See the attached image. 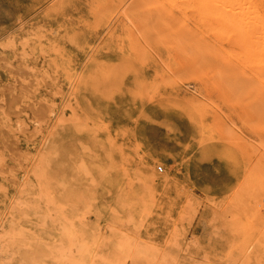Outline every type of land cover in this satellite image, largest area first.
Masks as SVG:
<instances>
[{"label": "rangeland", "instance_id": "374dc122", "mask_svg": "<svg viewBox=\"0 0 264 264\" xmlns=\"http://www.w3.org/2000/svg\"><path fill=\"white\" fill-rule=\"evenodd\" d=\"M240 1L0 0V264H264V0Z\"/></svg>", "mask_w": 264, "mask_h": 264}, {"label": "bare ground", "instance_id": "6f19581e", "mask_svg": "<svg viewBox=\"0 0 264 264\" xmlns=\"http://www.w3.org/2000/svg\"><path fill=\"white\" fill-rule=\"evenodd\" d=\"M88 1H89V0H88ZM110 1H111V0H110ZM150 1H151V0H150ZM153 1H154V0H153ZM169 1H170V0H169ZM201 1H202V0H201ZM241 1H242V0H241ZM241 1H240V3H241ZM216 2H217V1H216ZM218 2H219V0H218ZM220 2H221V1H220ZM220 2H219V4H220ZM237 2H238V0H237ZM86 3H87V2H86ZM125 3H126V2H125ZM128 3H129V2H128ZM130 3H131V2H130ZM151 3H152V2H151ZM197 3H198V2H197ZM230 3H231V2H230ZM232 3H233V0H232ZM120 4H121V3H120ZM144 4H145V3H144ZM198 4H199V3H198ZM225 4H226V3H225ZM241 4H242V3H241ZM249 4H250V3H249ZM125 5H126V4H125ZM134 5H135V4H134ZM201 5H202V4H201ZM235 5H236V4H234V7H237V5H236V6H235ZM242 5H243V4H242ZM242 5H241V6H242ZM246 5H247V4H246ZM246 5H243V6L246 7ZM250 5H251V4H250ZM118 6H119V5H118ZM147 6H150V4L147 5ZM199 6H200V5H199ZM222 6H223V4H222ZM224 6H225V5H224ZM227 6H228V5H227ZM243 6H242V7H243ZM248 6H249V5H248ZM214 7H215V6H214ZM245 7H244L243 10H245ZM134 8H135V7H134ZM136 8H137V7H136ZM204 8L206 9L204 12H207V11H208V10H207L208 8H207V7H204ZM219 8H220V7H219ZM221 8H222V7H221ZM226 8H228V7H226ZM231 8H232L231 10L234 9L233 7H231ZM167 9H168V8H167ZM211 9H212V8H211ZM217 9H218V8H217ZM246 9H250V8L248 7V8H246ZM114 10H115V9H114ZM235 10H236V9H235ZM239 10H242V8L239 9ZM239 10L237 9V11H239ZM95 11H96V10H95ZM104 11H105V10H104ZM106 11H107V10H106ZM109 11H110V10H109ZM109 11H107V12L109 13ZM120 11H123V9H122V10L120 9ZM124 11H125V10H124ZM237 11H236V13H238V15H239V12H237ZM248 11H249V10H248ZM250 11H252V10H250ZM110 12H111V11H110ZM125 12H126V11H125ZM208 12H210V10H209ZM234 12H235V11H234ZM234 12H232V13L234 14ZM245 12H246V10L244 11V13H245ZM253 12H254V10H253ZM244 13H243V15H244ZM248 13H249V12H248ZM96 14H97V13H96ZM111 14H112V12H111ZM240 14H241V13H240ZM249 14H250V15H249ZM249 14H248V15H249L250 17H252V16H251V13H249ZM97 15H98V14H97ZM117 15H118V14H117ZM205 15H206V14H205ZM246 15H247V13H246ZM252 15H253V14H252ZM258 16H259V15H258ZM205 17H206V16H205ZM212 17H213V16H212ZM236 17H237V15H236ZM246 17H247V16H246ZM99 18H100V17H99ZM213 18H214V17H213ZM213 18H212V19H213ZM238 18H239V17H238ZM241 18H243V17L241 16L240 19H241ZM254 18L256 19V16H255ZM243 19H245V15H244V18H243ZM243 19H242V20H243ZM247 19H249V18H247ZM251 19H252V18H251ZM251 19H249V20H251ZM249 20H247V21H249ZM252 20H253V19H252ZM259 20H260V19H259ZM126 21H127V20H126ZM219 21H220V20H218L217 22H219ZM247 21H244V23H243V21H242V22H239V23H240L239 25H242V23L245 24V22H247ZM254 21H255V20H254ZM129 22H130V21H129ZM129 22H128V23H129ZM202 22H203V21H202ZM255 22H257V21H255ZM258 22H259V21H258ZM219 23H220V22H219ZM219 23H218V24H219ZM129 24H130V23H129ZM248 24H249V23H247V27L249 28L250 25H248ZM253 24H255V23H253ZM256 24L259 25V23H256ZM239 25L236 24V26H239ZM260 25H261V24H260ZM114 26H115V25H114ZM165 26H166V25H165ZM218 26H219V25H218ZM228 26H229V25H228ZM236 26H235L234 29H235V30H238V28L236 29ZM243 26H244V25H242V27H243ZM245 26H246V25H245ZM245 26H244V27H245ZM261 26H262V25H261ZM261 26H260V27H261ZM239 27H240V26H239ZM255 27H256V26H255ZM258 27H259V26H258ZM113 28H114V27H113ZM215 28H216V27H215ZM218 28H219V27H218ZM220 28H221V26H220ZM245 28H246V27H245ZM245 28H244V29H245ZM252 28H253V27H251V29H252ZM263 28H264V27H263ZM263 28L261 27L260 30H262ZM107 29H108V28H107ZM166 29H167V28H166ZM255 29H256V28H255ZM255 29H254V33L252 34V36L255 34ZM171 30H172V29H171ZM171 30H170V31H171ZM260 30L258 29V32H259ZM263 30H264V29H263ZM263 30H262V31H263ZM161 31H162V30H161ZM166 31H167V30H166ZM166 31H164V32H166ZM189 31H190V30H189ZM189 31H188V32H189ZM167 32H168V31H167ZM220 32H221V30H220ZM235 32H236V31H235ZM235 32H234V33H235ZM246 32H247V31H245V33H246ZM248 32H249V31H248ZM250 32H251V31H250ZM226 33H227V32H226ZM259 33L261 34L262 32H259ZM235 34H236V33H235ZM239 34H240V33H239ZM249 34H250V33H249ZM257 34H258V33H257ZM260 34H259V36H260ZM139 35H140V34H139ZM139 35H138V36H139ZM154 35H155V34H154ZM196 35H197V34H196ZM237 35H238V33H237ZM237 35H234V36H237ZM241 35H243V34H241ZM250 36H251V35H250ZM252 36H251V37H252ZM263 36H264V35H263ZM263 36L261 35L262 38H264ZM139 37H140V36H139ZM194 37H195V36H194ZM201 37H202V36H201ZM238 37H239V35L237 36V39H238ZM251 37H250V38H251ZM253 37H254L253 40L255 41V40H256L255 35H254ZM261 37H259V39H260V43H258V46H259L261 43L264 42V39L262 40ZM235 38H236V37H235ZM237 39H235V40L237 41ZM251 39H252V38H251ZM251 39H250V41H253V40H251ZM146 40H147V39H146ZM261 40H262V41H261ZM131 41H132V39H131ZM173 41L175 42V40H173ZM232 41H233V38H232ZM232 41H231V42H232ZM153 42H155V41H153ZM153 42H152V44H153ZM158 42H159V41H158ZM258 42H259V41H258ZM156 43H157V42H156ZM252 43H254V42H252ZM256 43H257V41L255 42V44H256ZM165 44H166V43H165ZM169 44H170V43H169ZM169 44H167V45H169ZM178 44H180V42H179ZM182 45H183V44H182ZM194 45H195V44H194ZM230 45L232 46L233 43L230 44ZM251 45H252V46H255L254 44H251ZM262 45H264V44H262ZM262 45H260V46L258 47V49H259ZM128 46H131V45L128 44ZM165 46H166V45H165ZM256 46H257V45H256ZM256 46H255V48H257ZM133 47H134V46H133ZM136 48H137V47H136ZM188 48H189V46H188ZM195 48H196V46H195ZM253 48H254V47H253ZM141 49H142V47H141ZM164 49H165V48H164ZM189 49H190V48H189ZM199 49H200V48H199ZM131 50H133V49H131ZM165 50H166V49H165ZM190 50H191V49H190ZM190 50H189V51L187 50V51L190 52ZM197 50H198V48H197ZM256 50H257V49H256ZM205 51H207V50H204V51H202V52H205ZM232 51H233V50H232ZM234 51H237V50H234ZM234 51H233V52H234ZM234 53H236V52H234ZM244 53H245V52H244ZM218 54H220V53H218ZM218 54H217V55H218ZM215 55H216V51H215ZM217 55H216V56H217ZM244 55H245V54H244ZM221 56H222V55H221ZM252 56H253V54H252ZM252 56H251V57H252ZM225 57H226V56H225ZM220 59H221V58H220ZM232 59H233V60L235 59L234 56H233ZM249 59H250V58H249ZM263 59H264V57H263ZM235 61H236V60H235ZM188 62H189V61H188ZM224 62H225V61H224ZM250 62H251V61H250ZM254 62H255V59H254ZM256 62H257V61H256ZM189 63H190V62H189ZM231 63H232V62H231ZM187 65H188V64H187ZM187 65H186V66H187ZM189 65H190V64H189ZM189 65H188V67H190ZM232 65H233V63H232ZM205 66H207V65H205ZM188 67H187V69H188ZM197 67H198V66H196V68H197ZM207 67H208V66H207ZM234 67L237 69V66H235V64H234ZM218 68H219V66H218ZM244 68H245V67H244ZM187 69H186V70H187ZM206 69H207V68H206ZM216 70H217V69H216ZM241 70H242V69H241ZM212 71H213V70H212ZM217 71L219 72V70H217ZM225 71H226V70H225ZM213 72H215V71H213ZM229 72H231V71H229ZM233 72H235V71H233ZM220 73H221V72H220ZM220 73H219V75H220ZM226 73H227V72H226ZM260 73H261V72H260ZM234 74H235V73H234ZM243 74H245V73H243ZM191 75H192V74H191ZM157 76H159V75L157 74ZM231 76H232V75H231ZM165 80H166V79H165ZM249 80H251V79H249ZM252 80H254V79H252ZM238 82H239V81H238ZM247 82H248V80H247ZM255 82H256V81H255ZM253 83H254V82H252V83L250 82L249 85H250V84H253ZM239 85H240V84H239ZM247 85H248V84H247ZM250 86H251V85H250ZM232 87H233V86H232ZM244 87H245V86H244ZM235 88L237 89V87H235ZM244 91H245V90H244ZM253 91H254V90H253ZM250 94H251V93H250ZM234 95H235V94H234ZM148 96H149V95H148ZM148 98H149V97H148ZM7 121H8V120H7ZM9 122H10V121H9ZM61 123H62V122H61ZM38 131H39V130H38ZM38 131H37V132H38ZM19 133H20V132H19ZM49 141H50V140H49ZM45 143H46V142H45ZM147 152L150 153V155L152 156V158H153L154 161H157V162L162 163V162H165V161L167 160V155H166V153H165L164 151H162V150H159V149H158V150H150V149H148ZM33 174H34V173H33ZM143 175H144L147 179H149V180H157V179H159V177H158V175L156 174V172H154L151 168L146 169ZM31 187H32V186H31ZM35 204H36V203H35ZM37 204H38V203H37ZM37 204H36V205H37ZM36 207H37V206H36ZM44 208H45V207H44ZM46 209H47V208H46ZM44 217H45V216H44ZM43 222H44V221H43ZM33 240H34V239H33ZM57 243H58V242H57ZM57 243H56V244H57ZM3 253H6V252H3ZM7 253H8V252H7ZM0 255H1V254H0ZM3 255H4V254H3ZM7 256H8V255H7ZM3 257H4V256H3ZM5 257H6V255H5ZM60 258L62 259V257H60ZM1 259H2V258H1ZM5 261H6V260H5ZM60 262H61V261H60ZM62 263H63V262H62Z\"/></svg>", "mask_w": 264, "mask_h": 264}]
</instances>
